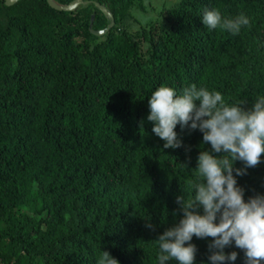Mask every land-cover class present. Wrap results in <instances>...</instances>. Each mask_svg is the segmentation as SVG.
<instances>
[{
    "label": "trees",
    "instance_id": "16d2710c",
    "mask_svg": "<svg viewBox=\"0 0 264 264\" xmlns=\"http://www.w3.org/2000/svg\"><path fill=\"white\" fill-rule=\"evenodd\" d=\"M138 1L85 0L74 12L0 1V264H98L103 251L119 264H159L156 240L184 218L177 200L195 195L200 152L225 153L190 124L175 128L181 147L164 148L147 119L152 93L195 84L246 111L264 97V0H181L170 27L144 32V51L120 29ZM95 4L115 19L103 40L91 18L94 31L110 21ZM205 9L250 24L210 30ZM233 175L245 202L264 195V156ZM190 243L195 264H211L213 238ZM224 251L237 253L225 264H247L234 241Z\"/></svg>",
    "mask_w": 264,
    "mask_h": 264
},
{
    "label": "clouds",
    "instance_id": "9594fccd",
    "mask_svg": "<svg viewBox=\"0 0 264 264\" xmlns=\"http://www.w3.org/2000/svg\"><path fill=\"white\" fill-rule=\"evenodd\" d=\"M202 22L208 29L218 27L239 34L250 20L244 14L223 18L219 10L205 9ZM150 115L155 123L153 132L164 140V148H179L175 128L178 124L203 133L205 144L210 143L217 158L201 151L196 169L194 197H179L183 219L165 231L156 242L159 245V264L176 261L178 264H195L197 248L191 244L193 236L213 238L209 245L211 264L235 261L237 253L226 254L224 249L235 246L245 251L247 264L264 261V195L244 199V189L237 186V176L246 174V168L261 163L264 156V97L258 98L251 110L240 104L228 105L219 91L210 92L195 84L177 95L173 88L161 86L149 100ZM191 122V123H190ZM245 163V170L234 167L236 161ZM202 207L204 214H198ZM219 214V223L217 218ZM151 227V225H148ZM186 243L188 246H185ZM98 264H119L109 252L103 251Z\"/></svg>",
    "mask_w": 264,
    "mask_h": 264
},
{
    "label": "rangeland",
    "instance_id": "374dc122",
    "mask_svg": "<svg viewBox=\"0 0 264 264\" xmlns=\"http://www.w3.org/2000/svg\"><path fill=\"white\" fill-rule=\"evenodd\" d=\"M181 0H139L130 12V17L120 27L137 38L143 51L146 45L143 42L145 31L152 29L168 28L170 22L168 12L171 11ZM104 36L99 37L103 40Z\"/></svg>",
    "mask_w": 264,
    "mask_h": 264
},
{
    "label": "water",
    "instance_id": "95a60500",
    "mask_svg": "<svg viewBox=\"0 0 264 264\" xmlns=\"http://www.w3.org/2000/svg\"><path fill=\"white\" fill-rule=\"evenodd\" d=\"M0 1L5 2V5L7 7H11V6H14L15 4H17L20 0H0ZM47 2L52 9L59 11V12H74L80 6L87 5V2H85V0H74L73 2H71L68 5H61V4L57 3L55 0H47ZM95 6L110 21V24L105 30L94 31L93 25H94V21H95V16L93 15L91 18V21H90V31L93 35H95L97 37L105 36L115 26V19H114L113 14L106 7L101 6L99 4H95Z\"/></svg>",
    "mask_w": 264,
    "mask_h": 264
}]
</instances>
